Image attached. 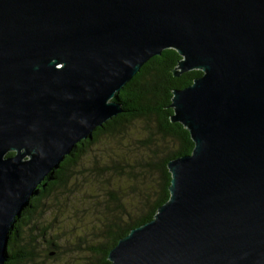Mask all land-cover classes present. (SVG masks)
Returning a JSON list of instances; mask_svg holds the SVG:
<instances>
[{
  "label": "water",
  "instance_id": "1",
  "mask_svg": "<svg viewBox=\"0 0 264 264\" xmlns=\"http://www.w3.org/2000/svg\"><path fill=\"white\" fill-rule=\"evenodd\" d=\"M168 49L175 77L203 73L170 105L194 150L168 163V202L108 260L264 264V0H0V264L45 177Z\"/></svg>",
  "mask_w": 264,
  "mask_h": 264
},
{
  "label": "trees",
  "instance_id": "2",
  "mask_svg": "<svg viewBox=\"0 0 264 264\" xmlns=\"http://www.w3.org/2000/svg\"><path fill=\"white\" fill-rule=\"evenodd\" d=\"M181 60L182 57L173 49L165 50L160 56L150 59L115 96L114 100L121 105L123 112L102 127H98L92 133L91 139L78 143L72 153L45 177L38 193L31 198L14 224V229L9 235L8 260L5 264H23L33 260L38 250L37 246L42 243H46L48 251L55 250V254L57 253L59 245L52 234L55 223L51 221L46 224V221L59 204V191L75 181L76 168L80 161L100 140L119 136L126 126L140 119L153 120L154 134L163 140L158 146L156 158L162 149L171 146V149L162 151V156L158 160L151 159L146 162L147 171H158L161 182L157 189L141 194L137 200L129 204L119 197L120 188L112 190L107 188V195L113 201V207L107 205L104 217L100 218V231L94 238L95 244L89 247L93 258L89 264H111L108 260L109 253L119 241L133 229L155 218L159 208L170 198L171 174L168 163L190 155L194 150L189 131L181 124L171 122L174 112L170 105L175 90L189 87L203 73L195 70L175 77L174 72L178 69ZM13 155L14 153L8 154V156ZM111 163L112 166L103 167L95 163L91 170L93 178L115 171L117 177L136 179L134 165H122L117 160ZM140 184L143 185L142 182ZM52 254L54 253L50 252L48 255Z\"/></svg>",
  "mask_w": 264,
  "mask_h": 264
},
{
  "label": "rangeland",
  "instance_id": "3",
  "mask_svg": "<svg viewBox=\"0 0 264 264\" xmlns=\"http://www.w3.org/2000/svg\"><path fill=\"white\" fill-rule=\"evenodd\" d=\"M153 120L140 119L128 126L117 137L103 138L80 161L76 168L75 181L67 188L59 191V204L46 224L55 223L53 237L57 240L59 249L48 251L46 243L39 244L33 260L23 264H89L92 254L89 247L95 244L101 222L107 205L113 207V201L107 195V188H120L119 197L129 204L137 200L141 194L157 189L161 182L158 171H147V161L158 160V146L163 143L154 134ZM120 161L122 165H134L136 179L132 177H117L115 171L93 178L91 170L95 163L99 167L110 165L112 161ZM97 174V173H95ZM94 175V174H93ZM139 179V180H138ZM140 182L143 183L141 186ZM88 243V244H87ZM50 252L54 253L51 256Z\"/></svg>",
  "mask_w": 264,
  "mask_h": 264
}]
</instances>
